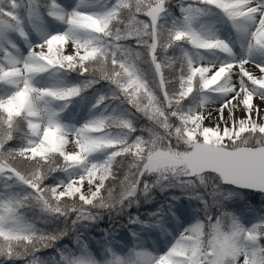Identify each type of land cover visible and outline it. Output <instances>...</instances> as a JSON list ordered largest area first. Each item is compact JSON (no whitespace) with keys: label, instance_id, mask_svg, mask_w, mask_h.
I'll return each instance as SVG.
<instances>
[{"label":"snow or ice","instance_id":"1","mask_svg":"<svg viewBox=\"0 0 264 264\" xmlns=\"http://www.w3.org/2000/svg\"><path fill=\"white\" fill-rule=\"evenodd\" d=\"M0 264H264V0H0Z\"/></svg>","mask_w":264,"mask_h":264},{"label":"trees","instance_id":"2","mask_svg":"<svg viewBox=\"0 0 264 264\" xmlns=\"http://www.w3.org/2000/svg\"><path fill=\"white\" fill-rule=\"evenodd\" d=\"M169 195H174L176 193H180L178 189H169L165 190ZM245 194V196H250L251 194L247 190H242ZM164 191H161L159 189H153L150 193L146 194L147 197H151L150 202H145V196L140 197V203L139 206L136 204H133L130 208L126 209L124 213L117 214L115 212L112 213L111 219L109 218V215L107 212H105L102 216V218L94 225L90 226L87 230H84L85 233L93 234L95 236L98 235V230L100 228H106L109 226H118L120 224H123L125 220L128 218L129 215L135 212H143L152 210L154 208V198L163 197ZM254 201L258 202L261 200V197L259 196H252L251 197ZM38 214V213H37ZM62 243H70L69 240H65ZM53 250H49L51 252ZM49 252H45L44 255L50 254Z\"/></svg>","mask_w":264,"mask_h":264},{"label":"rangeland","instance_id":"3","mask_svg":"<svg viewBox=\"0 0 264 264\" xmlns=\"http://www.w3.org/2000/svg\"><path fill=\"white\" fill-rule=\"evenodd\" d=\"M174 195L180 196L181 194L180 193H176ZM172 196L173 195H169L166 191H164L163 197L161 196L159 198L158 197L154 198L153 199L154 200V203H153L154 204V210H152V211H155L161 205H163L165 207V209H167L168 203H169L170 198ZM171 203H173V204H175L177 206H180L181 204H185V205L188 204V201L181 199L180 201H171ZM192 205L195 206L196 202L193 201ZM152 211H148V212L145 211V212L149 213V212H152ZM147 213L135 212V213H132L131 215H133V216L139 215L142 220H146V219H148ZM179 215H180V213L177 212V216H179ZM140 227H141L140 225L129 224L128 221H127V223H125V224H123L121 226H110V227H107V228H109V229H111V230H113L115 232L117 239H121V238L128 239V238H130L129 237V229H139ZM103 229H105V228H103ZM98 234H99V236L98 235L95 236L93 234L85 233V237L84 238L88 239L93 244V246H95L96 240L101 238L104 235V233L101 230H99ZM141 234L144 235V236L148 235L147 232H143ZM47 255H49V254H47Z\"/></svg>","mask_w":264,"mask_h":264}]
</instances>
